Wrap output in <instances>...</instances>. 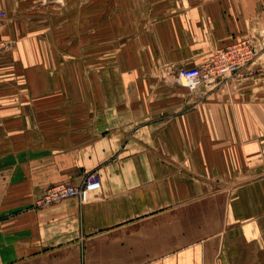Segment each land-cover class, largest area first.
Listing matches in <instances>:
<instances>
[{
  "label": "crops",
  "instance_id": "obj_1",
  "mask_svg": "<svg viewBox=\"0 0 264 264\" xmlns=\"http://www.w3.org/2000/svg\"><path fill=\"white\" fill-rule=\"evenodd\" d=\"M0 10V264H264V73L201 101L172 76L263 47L264 0ZM92 171L87 203L35 205Z\"/></svg>",
  "mask_w": 264,
  "mask_h": 264
},
{
  "label": "built area",
  "instance_id": "obj_2",
  "mask_svg": "<svg viewBox=\"0 0 264 264\" xmlns=\"http://www.w3.org/2000/svg\"><path fill=\"white\" fill-rule=\"evenodd\" d=\"M5 11L0 10V19L6 18ZM8 41L0 40V50L7 47ZM10 43V42H9ZM263 49H264V43ZM260 44L252 38H243L225 48H215L203 63L193 67H178L172 74L177 84L194 94L203 84L207 88L214 87L217 82H223L224 87L229 80L242 83L253 78L252 66L263 54L258 51ZM102 189V181L98 171L89 172L80 186L58 183L49 186L35 199L38 207L48 206L67 198H77L80 203H87L92 194Z\"/></svg>",
  "mask_w": 264,
  "mask_h": 264
},
{
  "label": "rangeland",
  "instance_id": "obj_3",
  "mask_svg": "<svg viewBox=\"0 0 264 264\" xmlns=\"http://www.w3.org/2000/svg\"><path fill=\"white\" fill-rule=\"evenodd\" d=\"M93 0H88V6H89V4H90V2H92ZM110 0H106V2L108 3ZM109 6V5H108ZM103 10H104V8H103ZM105 10H107V9H105ZM7 17V16H6ZM262 33H260L258 36H259V39H262L261 40V43H264V28H262V31H261ZM7 47L6 48H4V49H1L0 50V52H3V51H10L14 46H15V44L14 43H12V42H8L7 44ZM258 51H259V53L260 54H263V52H264V49H263V47H261V45L259 46V48H258ZM262 63H263V65H261V64H259V63H257V62H255V64H253V66H252V69L254 70L253 71V78H255L256 77V75H258V74H261V73H264V58H263V60H262ZM260 68V69H259ZM263 75V74H262ZM174 82H176L175 80H174ZM221 84H220V82H217L216 84H214V87H213V90L214 89H216L217 87H219ZM202 89H206V90H208L207 89V87L205 86V85H201L200 86V88L198 89V91H196L194 94H197V95H199V99H200V101L206 96V94H207V92L209 91H206V92H203V90ZM212 89V88H211ZM210 89V90H211ZM206 184H208L207 182H206ZM208 185H210V184H208Z\"/></svg>",
  "mask_w": 264,
  "mask_h": 264
}]
</instances>
